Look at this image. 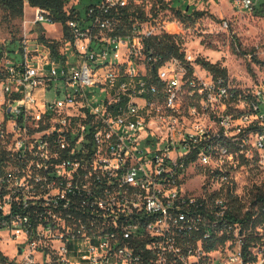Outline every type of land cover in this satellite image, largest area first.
Here are the masks:
<instances>
[{"label": "built area", "instance_id": "1", "mask_svg": "<svg viewBox=\"0 0 264 264\" xmlns=\"http://www.w3.org/2000/svg\"><path fill=\"white\" fill-rule=\"evenodd\" d=\"M170 1L97 0L79 18L72 0L63 26L24 0L23 32L0 33V238L15 264H264L262 224L229 215L231 198L252 209L238 159L264 166V89L157 51L155 36L181 30ZM190 165L209 173L192 188Z\"/></svg>", "mask_w": 264, "mask_h": 264}, {"label": "rangeland", "instance_id": "2", "mask_svg": "<svg viewBox=\"0 0 264 264\" xmlns=\"http://www.w3.org/2000/svg\"><path fill=\"white\" fill-rule=\"evenodd\" d=\"M95 1L97 0H74L77 16L84 18L87 6ZM170 3L175 7L165 10V15L169 19L181 20V30L177 35L186 53L197 60L204 58L218 63L225 68L231 85L237 89L245 92L264 89V11H247L231 0H171ZM176 7L187 9L191 13L199 11L201 14L194 13V19L183 20L177 16ZM33 14L34 9L28 5L25 6V15L22 19L3 22L0 10V33L19 36L23 32L24 20L32 19ZM45 26L50 34H57L52 25L45 24ZM25 28H29L28 23L25 24ZM31 34H36V28ZM18 42L15 45H18ZM261 110L264 111V105ZM221 111L222 108L218 109L216 114ZM232 113L234 117L239 115V112ZM251 116V118L255 117ZM211 122L212 119L209 120L210 124ZM241 123L240 118L235 117L227 125V133L229 135L237 133L235 129ZM213 129H217L216 124ZM251 140H254L253 136ZM187 172L190 174L186 183L189 188L209 176L207 169L202 165H190ZM231 174L235 179L234 190L237 193L248 196L249 192L252 195V191L257 187H264V166L262 167L255 158L250 160L239 158ZM0 252L7 256L8 261L15 262L18 257L16 241L9 240L6 236L1 237ZM0 264H9V262L0 259Z\"/></svg>", "mask_w": 264, "mask_h": 264}, {"label": "trees", "instance_id": "3", "mask_svg": "<svg viewBox=\"0 0 264 264\" xmlns=\"http://www.w3.org/2000/svg\"><path fill=\"white\" fill-rule=\"evenodd\" d=\"M69 0H29L31 5H38L43 8L49 9L55 16V18L60 21L63 26L65 20L68 17L65 11L66 4ZM0 10H1V20L3 22H10L14 19H22L24 15V0H0ZM178 17L183 18V20L194 19L193 14L200 15L201 12L195 11L191 14L182 13L180 9L175 10ZM256 11H263L260 7ZM76 11L71 9L70 15ZM13 35V34H12ZM15 35V34H14ZM43 38V35H41ZM45 39V38H44ZM152 45L154 48L165 54V55H183V50L181 49V42L178 40L177 34H167L162 33L152 40ZM199 62L208 70L212 71L214 74L226 75L225 68L221 67L218 63L211 62L204 58L198 59ZM252 209L243 212V207L238 203L235 198L230 199L229 215L235 217L236 219L248 222L252 218V229L257 226V224H262L264 227V187H257L255 191H252ZM249 217V219H247ZM261 237L253 236L248 242L249 244H259L261 242ZM213 244L210 243L208 248L212 247ZM0 259L4 262H9V264H15L13 261H8L7 256L0 252Z\"/></svg>", "mask_w": 264, "mask_h": 264}, {"label": "crops", "instance_id": "4", "mask_svg": "<svg viewBox=\"0 0 264 264\" xmlns=\"http://www.w3.org/2000/svg\"><path fill=\"white\" fill-rule=\"evenodd\" d=\"M70 1H71V0H70ZM73 2H74V0H73ZM25 6H28V5H24V15H25ZM29 27L32 29V28H33V25H32L31 23H29ZM40 28H41V27H40ZM42 29H44L46 33L50 34V33L48 32V29L46 28L45 25L42 26ZM50 35H53V34H50ZM55 35H57V34H55ZM53 36H54V35H53Z\"/></svg>", "mask_w": 264, "mask_h": 264}]
</instances>
